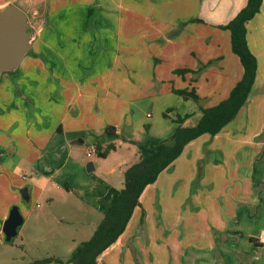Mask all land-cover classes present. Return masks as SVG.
<instances>
[{"label":"crops","instance_id":"1","mask_svg":"<svg viewBox=\"0 0 264 264\" xmlns=\"http://www.w3.org/2000/svg\"><path fill=\"white\" fill-rule=\"evenodd\" d=\"M146 1L46 0L44 15L29 22L35 33L31 50L12 79L0 86L1 247L8 244L3 222L10 209L18 206L25 228L19 227L17 235L21 242L31 240L34 247L53 235L55 229H49V223L56 222L60 228L79 224L76 237L65 235L63 229L57 232L61 241L70 240L62 255L66 261L78 244L92 236L123 188L124 172L145 157L136 147L144 144L123 130L147 126L150 132L156 126L154 135L147 133L149 155L173 133L172 121L149 113H145V119L150 118L147 125L144 121L136 125L127 105L139 99L141 106L161 116L189 115L183 125L193 126L200 116L198 105L172 89L194 88L203 107H210L224 100L242 77L240 61L231 51L230 33L219 26L234 18L247 0ZM8 2L0 0V7ZM246 31L248 48L257 61L246 104L218 134L188 143L146 186L126 229L96 264H264V244L259 241L264 233V0L246 23ZM96 44L100 46L94 53ZM208 63L194 82L191 73L184 77L174 73ZM116 64V73L112 68L107 71L108 65ZM81 66L90 73L84 75ZM115 75L120 83L113 88ZM132 76L141 83H130ZM170 102L192 104L181 111ZM108 126L115 128V135H105ZM108 143L115 150L106 158L96 157L97 163L117 150L124 151L125 158L102 168L106 186L100 195H93V204L80 199L75 206L67 204L73 209L68 218L54 213V201L49 198V214L58 220L23 207L21 203H29L32 197L37 201L64 164L71 161L76 173L84 174L92 161L83 165L81 146H89L91 157L96 144ZM31 150L35 158L30 157ZM116 171V179L110 181L108 177ZM62 182L66 197L82 196L85 186ZM23 187L28 189V202L18 192ZM53 187L59 190L61 185ZM87 191L95 190L87 186ZM21 245L10 259L15 262L20 257L16 264H30L24 258L27 248Z\"/></svg>","mask_w":264,"mask_h":264},{"label":"trees","instance_id":"2","mask_svg":"<svg viewBox=\"0 0 264 264\" xmlns=\"http://www.w3.org/2000/svg\"><path fill=\"white\" fill-rule=\"evenodd\" d=\"M261 4L262 0H247L246 5L234 18L219 26L220 29L230 33L231 51L238 57L243 69L240 80L235 83L224 100L210 107H203L201 98L196 94L194 88L190 90L172 89V92L182 99L191 100L198 105L200 116L197 122L193 126H184L183 124L189 115H176L172 120L175 127L171 136L161 141L151 155L140 158L138 162L124 172L123 188L112 205L106 210L92 236L76 246L71 252L65 261L67 264H96L99 255L114 244L126 229L134 208L139 205V197L146 186L155 182L158 175L181 155L188 143L205 134L211 137L215 136L236 118L249 98L256 77L257 61L248 48L246 23L259 12ZM210 64L198 66L196 70L177 69L174 73L182 77L191 73L192 82H194L196 76ZM163 116L167 117V114ZM105 135L107 137L115 135V128L106 127ZM113 150H115V145L112 143H108L104 147L96 144L94 147L95 155L100 159L106 158ZM65 262L56 258H45L30 264H63Z\"/></svg>","mask_w":264,"mask_h":264},{"label":"rangeland","instance_id":"3","mask_svg":"<svg viewBox=\"0 0 264 264\" xmlns=\"http://www.w3.org/2000/svg\"><path fill=\"white\" fill-rule=\"evenodd\" d=\"M146 2H152V1L147 0ZM8 4H14L19 9H21L24 13H28V20L30 23L32 22V24L34 23V21H36V19L39 20L40 17L44 15V11L46 8V0H30V1L10 0V2H8ZM97 5L98 4L95 1V6L97 7V9H99V7ZM5 6L6 5H2L0 7V9L5 7ZM132 7L135 9L137 7L136 3H134L132 5ZM32 10H37L38 13L36 15H34V12ZM90 35L92 37H94V33H90ZM99 46H100L99 44H96L95 48L93 49L94 53H95V50H96V53L98 52ZM114 67H118V64H116L114 66L108 65L107 71H109L112 68V70L116 73V70H115L116 68H114ZM80 70L84 75H88L90 73L88 70H86V68H83L82 66H81ZM90 71H91V68H90ZM102 71L105 74L107 72L106 70H102ZM97 72L101 73V70H98ZM15 73L16 72L3 74L0 77V86H1V84H3V81L5 79L9 78L11 80L13 74H15ZM132 79H133V81L130 80V83H132V82L134 84H136V83L140 84L141 83L138 79H135L133 76H132ZM119 83H120L119 79L115 75V78L112 81L113 88L118 87ZM162 100L165 103H169V100L166 98H163ZM140 102H141V100L136 99L133 102H131L130 107L127 105L128 110H130L131 112H134L133 114L136 117V118L134 117L136 125H137V122L140 124L143 121H144V124L147 125L146 123H147V121H150V118L145 119L146 118L145 113H149L155 119L162 117V118H164L170 122L176 117V116H174L175 114L173 115L174 117H171L170 115H167V117L161 116V115H159L158 112H153L150 108H148V107L145 108L144 105L141 106ZM170 103H174V105L176 107H178L181 111H184L185 109L187 110L189 108L190 104H192V103L176 104L175 102H170ZM172 111L173 110H171L170 113ZM131 112H130V114H131ZM150 115L148 117H150ZM157 130L158 129L155 126L149 132V130L147 129V126H144V127L140 126L139 129H137L135 127L131 131L129 129L123 130V131L125 133H129L130 135L136 137L140 143L144 144V146H142V147L140 144L136 145V147H137L138 152L144 154L145 157H147V156H149V154L147 152L148 148L146 146L147 145L146 144L147 139L149 138V137H147V133H149V135L151 137L152 135H154L157 132ZM78 150H79L78 151L79 154L82 155L84 158L85 162L83 165L85 166L87 161L91 160L95 165V170L92 172H86V169H84V174H78V173H76L75 168H74V164L71 161L64 164V169L61 170L56 175V177L54 179H52L51 183L48 184L49 185L48 189H46L45 191H43V193L40 194L37 201L35 200L34 197H32V199L30 200L29 203H23V202L21 203V204H23V207H25L27 210H31L32 213H35L38 211L43 212L45 215H47L46 216L47 218L51 219L52 215L49 214L50 209L48 208V199L49 198H51L54 201V203L52 205V209L54 210V213L60 214L64 217H68V218L73 216V214H72L73 209L72 210L68 209L66 206L67 204H70V205L73 204V206H75V204H77V201L79 199L84 201L85 203H89L88 205L93 204V202H94L93 201V195L95 193L100 195L103 192V188L106 186L105 183H106L107 177L105 176V174H103L101 172L103 170L102 168H109L111 166H115V164L117 163V160L125 158V153L122 150H117L116 153H111L109 158L106 161L100 163L101 164L100 165L99 163L96 162L97 159H96L95 154H92V156L89 158L85 156L86 153L91 151V149L89 148L88 145L85 144V145L81 146ZM31 152L33 153V151L31 150L29 152L30 157L35 158L37 154H32ZM126 159H128L127 153H126ZM132 159H133V157L131 158V160L129 159V161H132ZM24 172L27 175H29L28 170H24ZM117 175H118V172L116 171L113 175H110L108 177V179L110 181H113L116 179ZM65 180L70 181L72 184H76V185L80 184L82 187L85 186L84 189H82V196L80 198H78V196L75 194L71 195L70 197H66V195L64 194V191H63L64 185L62 182ZM86 180H88V181H86ZM120 182L122 183V178H121ZM54 185H58V186L61 185L62 189L59 188V190H58V189L53 187ZM87 186L94 187L95 191H87ZM193 190H195V188ZM18 192H19V190H18ZM58 194H63L64 197L58 196ZM33 203H35V205L38 204L39 207L36 208L35 206H33ZM16 207L18 208V206H16ZM20 211H22V210H19V212ZM20 213H22V212H20ZM52 218H53V220H58L59 217L53 215ZM86 219H89V217L88 218L86 217ZM91 220H92V218H91ZM21 226H23V225H21ZM21 226H20V228H21ZM78 227H80L79 224H78V226L76 224L73 226L71 224L66 223V224H63L62 228H60L59 224L56 222H53L51 224L49 223L48 228L51 230L55 229V231L53 232V235H51L49 237V239L47 238L46 241H43V243L41 245H38V247L32 246L30 244L32 241L29 239L21 242L19 235H17L8 244H6L2 247L0 246V264H16L18 261L20 262L21 261L20 257L19 258L15 257V259H17V260H15V262H12L10 259V256H11V254H16L17 252H20L19 250L22 246L21 244H24L25 247L27 248L25 250L26 253L24 255V258H25V260H27V262L31 263L34 260H42L45 258H56L57 259L58 257H60L59 259H62V261L64 260V262H65V259L62 258V255H66L65 249L70 244V240L69 241H66V240L61 241L57 237V232H59L63 229L62 231L65 233V235L66 234L67 235L72 234V237H76V234L74 232H76L75 229ZM23 228H25V225L23 226ZM58 236H60V234ZM90 237H91V235L88 238H86V240H88ZM57 255H59V256H57ZM67 259L68 258H66V260ZM49 264H55V263H49ZM63 264H67V263L65 262Z\"/></svg>","mask_w":264,"mask_h":264},{"label":"water","instance_id":"4","mask_svg":"<svg viewBox=\"0 0 264 264\" xmlns=\"http://www.w3.org/2000/svg\"><path fill=\"white\" fill-rule=\"evenodd\" d=\"M35 33L30 28L28 17L14 4H8L0 9V77L5 73L14 72L24 56L31 50ZM92 162L86 165L88 172L92 171ZM23 201L28 202L29 193L26 187L19 190ZM23 218L16 206L9 211L3 222L2 233L5 242L9 243L17 235V229L22 225Z\"/></svg>","mask_w":264,"mask_h":264},{"label":"built area","instance_id":"5","mask_svg":"<svg viewBox=\"0 0 264 264\" xmlns=\"http://www.w3.org/2000/svg\"><path fill=\"white\" fill-rule=\"evenodd\" d=\"M91 154L90 153H88L87 154V157H89ZM259 241L262 243V244H264V233H261L260 234V236H259Z\"/></svg>","mask_w":264,"mask_h":264}]
</instances>
